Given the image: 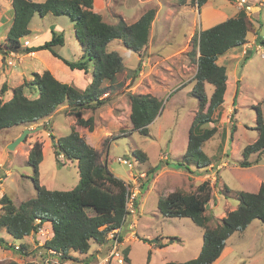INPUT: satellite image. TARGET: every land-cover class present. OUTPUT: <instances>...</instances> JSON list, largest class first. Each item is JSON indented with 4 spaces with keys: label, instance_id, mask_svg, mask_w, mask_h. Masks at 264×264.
Returning <instances> with one entry per match:
<instances>
[{
    "label": "rangeland",
    "instance_id": "1",
    "mask_svg": "<svg viewBox=\"0 0 264 264\" xmlns=\"http://www.w3.org/2000/svg\"><path fill=\"white\" fill-rule=\"evenodd\" d=\"M209 1L214 7L232 16L238 8L243 9L239 0ZM4 4L5 0H0V7ZM96 4L104 20L113 24L118 23L120 18L132 23L150 8L156 9V14L151 24L149 41L141 51L128 48L123 39H115L106 46L107 51L119 52L123 57L124 68L117 74L113 91L110 87L112 93H109L104 104L96 109L83 111V117H94L93 129L85 126L76 128L101 153V161L108 164L114 175L127 182L131 191L137 192L139 210L129 218L136 225L134 229H130L128 225L123 229L127 244L125 251L131 258V263H128L165 264L168 261L183 262L193 259L198 256L203 244V227L196 225L188 217L164 216L158 208V200L160 196L175 189L195 192L202 182L209 180L212 198L205 213L213 216L209 226L214 227L228 211L238 207L239 191L255 192L264 182V153L249 156L250 160L258 159L259 163L250 167L239 165L244 159L245 146L258 137L259 107L264 117V58L255 50L250 58L245 59L244 52L245 48H249L245 43L254 42L259 31L264 34V6L260 7L264 0H251L249 4L254 6L246 9L251 41L249 39L241 47L219 56L218 61L227 67L229 78L225 100L214 114L216 121L206 125L217 126V132L203 147L211 159L210 164L200 170L193 163H189L192 170L186 167L175 168L171 164L183 161L189 128L200 105L199 98L192 92L193 78L197 71L192 37L196 30L204 27V19L199 11L201 8L190 0L185 4L180 0H96ZM120 8L125 12V17L120 14ZM7 18L9 14L5 19ZM60 18L65 21L66 44L59 48L61 53L59 50L58 52L69 60L80 59L83 50L75 36L73 23L65 15ZM55 20H59V16L48 14L43 17L36 13L29 25L33 33L23 38L22 42L27 44L26 40H33L35 35H42L38 40L40 43L50 40L52 35L48 31L49 25ZM8 25H0V89L5 81L11 84H8L9 87H16L25 80L32 79L31 72L24 70L26 75L22 77L20 70L14 68L12 71L14 65L21 68L19 58L23 57L22 52L9 55L3 52L6 44L4 36L10 28ZM29 57L23 59V64L33 65L40 73L45 70L52 72L53 69L49 67L61 62L60 58L54 57L49 51L37 56L39 59ZM67 70H55L59 75L58 79L81 88H85V82L87 85L92 80L91 71L86 73ZM105 84L111 86L112 83ZM205 88L210 97L214 86L207 83ZM8 93L11 95L10 90ZM131 93H150L163 100L162 110L150 124L147 135L133 130L130 120ZM9 94L5 98H9ZM26 94L33 98L38 96V91L27 88ZM71 108L64 103L51 116L36 123L13 126L2 131L0 198L3 194H8L19 205L36 196L34 169L28 162L29 152L36 142L42 144L44 156L40 164V183L49 189L68 190L75 187L80 176L78 163L68 160L63 154L57 155L54 145L61 136L71 131L72 126L77 125L76 116L70 113ZM38 125L42 127L29 134L24 142L9 148L24 128H36ZM137 151L147 154L145 161L138 158L135 154ZM157 164H161V168L146 187L141 189V184L148 178L147 170ZM1 206L0 204V212ZM87 211L94 214L93 209L88 208ZM43 227L46 228L44 235L50 233L52 236L51 225L45 223ZM0 238L12 243L26 242L29 239L14 238L6 230L0 232ZM157 241L166 244V247L158 248ZM228 243L233 250L217 264H264L263 221L254 219L245 230L236 231ZM101 249L105 247L101 248L99 243L92 241L88 253L73 252L78 258L87 259L92 264L100 258L98 254ZM0 253L2 254V250ZM3 253L5 254L4 251ZM31 258H37V254ZM11 261L14 260L2 257L0 264H9ZM99 261L103 263L101 259ZM40 262L41 258L38 257V261L34 259L30 264Z\"/></svg>",
    "mask_w": 264,
    "mask_h": 264
},
{
    "label": "trees",
    "instance_id": "2",
    "mask_svg": "<svg viewBox=\"0 0 264 264\" xmlns=\"http://www.w3.org/2000/svg\"><path fill=\"white\" fill-rule=\"evenodd\" d=\"M192 1L201 7L208 0H190ZM180 2L185 4L187 0ZM94 4V0H12L14 16L6 35L3 50L5 55L49 50L72 70L79 69L86 73L91 71L92 80L85 88H81L62 81L50 70H45L41 73L33 72L30 81L25 80L16 87H9L4 82L0 89V135L6 128L36 123L51 116L64 103L72 107L70 113L76 116L77 125L72 126L71 131L61 136L54 145L57 155L63 154L68 160L77 161L80 174L78 183L72 189H49L41 184L40 164L44 156L42 144L36 142L29 152L28 162L34 169L33 180L37 194L19 205L8 194L2 195L0 232L6 230L12 237L23 239L37 232L44 223H50L52 237L46 241L45 246L63 253V258H72L84 264L91 261L74 256L72 251L86 254L91 249L92 241L105 245L104 252L107 251L109 231L125 223L123 219L128 213V188L127 182L115 176L108 164L101 161V153L86 141L76 127L93 129L94 117H83V111L96 109L104 104L109 93H112L110 87L114 86L117 74L124 68L123 57L119 52L107 51L106 46L115 39H123L128 48L141 51L149 41L151 24L156 14V9L150 8L132 23L120 18L118 23L113 24L104 20L103 15L94 9ZM36 13L43 17L48 14L65 15L73 22L75 36L83 50L80 59L69 60L58 52L65 45L66 39L65 32L55 26L51 27L50 40L37 45L23 44L22 39L31 35L29 25ZM248 19L247 10L243 8L224 21L196 30L192 37L197 63L192 92L199 98L200 105L189 128L183 161L171 164L175 168L186 167L192 170L189 163H193L200 170L210 164L211 159L203 147L216 134L217 126L206 125L216 121L214 114L225 100L229 78L227 67L218 61L219 56L249 41ZM255 43L264 45V35L258 32ZM254 52L255 48L248 50L245 59L250 58ZM105 82L112 84L106 85ZM207 83L214 86L210 97L205 88ZM27 88L38 91V96L29 97L26 94ZM8 94L10 97L5 98ZM130 99L133 130L147 135L150 124L162 110L163 100L150 93H131ZM257 123L258 137L245 146L244 159L239 163L242 167L260 162L258 159L250 160L251 154L264 153V117L260 107L257 110ZM135 154L141 161L147 158L144 152L137 151ZM161 166L157 164L147 170L148 178L141 184V189L153 179ZM211 192L210 181L205 180L195 192L175 189L159 197L158 208L164 216L188 217L204 229L203 245L197 257L183 262L168 261L165 264H214L222 254L227 240L236 231L245 230L254 219L264 222V182L255 192L239 191L238 207L228 211L214 227L209 226L213 216L205 213L212 198ZM138 206L139 199L136 198V212L139 210ZM88 208L93 209L94 214H90ZM156 244L158 247L166 245L161 241ZM0 245L8 244L4 238H0ZM29 246L27 242H23L17 252L25 258L33 257L34 254L38 256V249L36 251L33 248V243ZM126 257L130 260L128 254ZM9 264L30 262L11 261Z\"/></svg>",
    "mask_w": 264,
    "mask_h": 264
},
{
    "label": "built area",
    "instance_id": "3",
    "mask_svg": "<svg viewBox=\"0 0 264 264\" xmlns=\"http://www.w3.org/2000/svg\"><path fill=\"white\" fill-rule=\"evenodd\" d=\"M247 0H239V4L241 7L250 9L251 6L249 3H246ZM238 4V3H237ZM264 6V4L260 5ZM250 11V10H249ZM249 48H245L244 52L245 54L247 53L248 50L255 48V50L264 58V45L263 44H256L255 41L251 43H245ZM12 62V61H10ZM128 194H127V202H126V209H127V214L124 216V224L112 228L108 235V247L107 251L104 252L103 254H98L100 258L95 263L92 264H99L100 259L103 261V263L100 264H129L128 259L126 257V237L123 234V229L125 228V225H128L130 229H134L135 223L134 221H129V218L132 216V214H135L137 209L134 207V202L137 198V192H133L129 189L128 185ZM139 192V191H138ZM129 221V222H128ZM42 225L40 229L37 232H34L30 234L32 237V243H33V248L37 251L38 256H37V261L38 257L41 258L40 264H84L83 262L76 261L75 259L72 258H63V253L57 252L56 250L52 248H47L46 241L51 238L50 233L45 234L46 228L43 227ZM45 236V237H44ZM8 246L14 251H18L21 249V243H12L8 241ZM88 264H91L88 263Z\"/></svg>",
    "mask_w": 264,
    "mask_h": 264
},
{
    "label": "crops",
    "instance_id": "4",
    "mask_svg": "<svg viewBox=\"0 0 264 264\" xmlns=\"http://www.w3.org/2000/svg\"><path fill=\"white\" fill-rule=\"evenodd\" d=\"M94 2H95V10L96 11H98L99 13H101L100 11H99V8L97 7V4H96V0H94ZM249 3H251V0H249ZM185 7V6H184ZM175 8V7H174ZM187 8V7H186ZM201 9H199V11H200V14H201V17L204 19V27H201L200 29H204V28H208V27H210V26H212V25H214V24H216V23H218V22H221V21H224V20H226L229 16H232V15H230V14H228V13H226L224 10H222V9H220V8H217V7H214L212 4H211V2L208 0L204 5H202L201 7H200ZM0 25L1 26H4L5 24H9L8 25V27L10 26V24L12 23L11 21L13 20V16H14V10H13V6H12V0H5V4L3 5V6H1L0 7ZM239 11V8H238V10H236L235 11V13H234V15L237 13ZM120 14L121 15H123L124 17H125V12L120 8ZM9 14V18H7V19H5L6 18V16ZM60 16H63V15H59V20H55V22L54 23H51L50 25H49V33L51 34V27L52 26H55L57 29H61V30H64V24H65V21L64 20H62L61 18H60ZM140 16V15H139ZM139 17H137V19H138ZM137 19H135V20H137ZM134 20V21H135ZM6 22V23H5ZM72 22V21H71ZM73 23V22H72ZM8 29V28H7ZM31 29V28H30ZM199 29V30H200ZM32 30V29H31ZM64 32H65V30H64ZM32 33L33 32H31V35H32ZM259 33L261 34L262 33V31H259ZM6 35H7V33H6ZM258 34H256V36H257ZM264 35V34H263ZM30 36V35H29ZM5 37L6 36H4V40H5ZM28 37V36H27ZM42 37V35H35L34 37H33V40H26V42H27V44H25L24 42H23V44L24 45H32V44H35V45H37V44H39L40 42L38 41L40 38ZM25 38V37H24ZM23 40V39H22ZM36 43H35V42ZM255 41V40H254ZM45 42V41H44ZM41 43H43V42H41ZM65 44H66V41H65ZM65 46V45H64ZM64 46H62L61 48H63ZM46 51H49V50H39V51H35V52H29V53H27V54H31L32 56H28L27 54H25V53H23L24 55H23V57H21V58H19V62H20V64H21V68H19V67H15V65L12 67V71H13V69L15 68V69H18V70H20L21 71V76L22 77H24V75H26L25 74V71L24 70H26V71H28V72H31V76H32V74H33V72H39V71H37V69H35V67L33 66V65H31V64H29V63H26V64H23V59H25V57H29V58H31V59H33V58H37V56H39L41 53H43V52H46ZM50 52V51H49ZM59 52H60V49H59ZM51 53V52H50ZM61 53V52H60ZM15 54H16V52H15ZM80 54H82V53H80ZM79 54V55H80ZM54 57H56V56H54ZM64 57V56H63ZM56 58H58V57H56ZM64 58H66V57H64ZM37 59H39V58H37ZM59 59V58H58ZM61 60V62L60 63H58V64H54V65H52V67H49L50 69H53V71L52 72H56V73H54V75L58 78L59 77V75H58V73H57V71H55V70H60V69H62V70H64V71H66L67 69H70L71 70V68L70 67H68L65 63H64V61L62 60V59H60ZM31 65V66H30ZM55 66H58L57 68H55ZM55 69V70H54ZM11 71V72H12ZM68 71V70H67ZM73 71V70H72ZM76 71H83V70H79V69H76ZM78 72V73H79ZM31 78H33V77H31ZM60 79V78H59ZM62 80V79H61ZM5 82H7L10 86H11V84L8 82V81H5ZM87 84H88V82H87ZM85 86H86V82H85V84H84ZM18 86V85H17ZM84 86V87H85ZM50 224V223H49ZM44 225H45V223H44ZM51 225V224H50ZM197 225V224H196ZM203 233H204V231H202ZM27 238H29V239H27ZM231 238V237H230ZM230 238L227 240V242H226V246H225V248H224V250H223V252H222V254L220 255V257L215 261V264H217V263H219L221 260H223L232 250H233V248L231 247V245H229V241H230ZM24 239H27V244H29L30 246L29 247H31V243H32V237L30 236V235H28V236H25L23 239H21V240H24ZM6 241L8 240V239H5ZM7 243H8V241H7ZM165 243H167V242H165ZM203 245V244H202ZM102 246H103V248L105 247L106 248V246H104V245H101V248H102ZM168 246V245H167ZM163 247H166V246H163ZM163 247H158V248H163ZM201 249H202V247H201ZM201 249H199V253H200V251H201ZM0 250H2V254L0 253V259H2V257L3 258H9V259H13L14 261H16V262H19V263H23V262H26V261H28V262H32L34 259L35 260H37V258H34V259H32L31 257H29V258H25L23 255H21L19 252H17V251H14V250H12L11 248H10V246H1L0 245ZM3 251L5 252V254L3 253ZM104 249L102 250H100V254H103L104 253ZM72 254L75 256V253L72 251ZM3 255V256H2ZM199 255V254H198ZM129 263H131V258H130V260H129ZM166 263V262H165Z\"/></svg>",
    "mask_w": 264,
    "mask_h": 264
},
{
    "label": "water",
    "instance_id": "5",
    "mask_svg": "<svg viewBox=\"0 0 264 264\" xmlns=\"http://www.w3.org/2000/svg\"><path fill=\"white\" fill-rule=\"evenodd\" d=\"M42 127L38 125L36 128L26 127L24 128L23 132L9 145V148H14L16 145H18L21 142H24L27 138V136L34 131H36L37 128Z\"/></svg>",
    "mask_w": 264,
    "mask_h": 264
},
{
    "label": "clouds",
    "instance_id": "6",
    "mask_svg": "<svg viewBox=\"0 0 264 264\" xmlns=\"http://www.w3.org/2000/svg\"><path fill=\"white\" fill-rule=\"evenodd\" d=\"M249 2V1H248ZM198 8H199V6H198ZM132 217V216H131ZM44 225V224H43ZM52 237V236H51ZM21 243H23V242H21ZM129 261V260H128Z\"/></svg>",
    "mask_w": 264,
    "mask_h": 264
}]
</instances>
